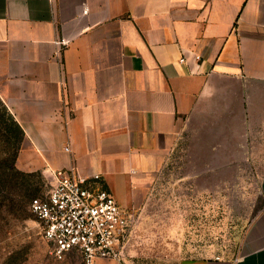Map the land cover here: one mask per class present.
Returning <instances> with one entry per match:
<instances>
[{
    "label": "crops",
    "instance_id": "crops-1",
    "mask_svg": "<svg viewBox=\"0 0 264 264\" xmlns=\"http://www.w3.org/2000/svg\"><path fill=\"white\" fill-rule=\"evenodd\" d=\"M0 104L17 168L98 173L127 212L185 138L264 195V0H0ZM174 264H264V208L235 257Z\"/></svg>",
    "mask_w": 264,
    "mask_h": 264
},
{
    "label": "rangeland",
    "instance_id": "rangeland-1",
    "mask_svg": "<svg viewBox=\"0 0 264 264\" xmlns=\"http://www.w3.org/2000/svg\"><path fill=\"white\" fill-rule=\"evenodd\" d=\"M1 124L0 264H84L74 251L61 259L53 256L30 210L33 201L45 197L51 180L39 169L17 168L20 142ZM196 150L190 139L178 140L143 208L130 211L132 238L125 260L93 264H174L186 256L235 257L240 252L251 221L264 208L262 171L221 166L212 162L211 153Z\"/></svg>",
    "mask_w": 264,
    "mask_h": 264
},
{
    "label": "built area",
    "instance_id": "built-area-1",
    "mask_svg": "<svg viewBox=\"0 0 264 264\" xmlns=\"http://www.w3.org/2000/svg\"><path fill=\"white\" fill-rule=\"evenodd\" d=\"M193 57L200 59L197 54ZM183 61L184 56L179 59ZM54 175L45 197L30 204L53 256L61 259L74 251L84 264L101 259L124 261L132 238V217L106 188L100 174L84 175L70 166Z\"/></svg>",
    "mask_w": 264,
    "mask_h": 264
},
{
    "label": "trees",
    "instance_id": "trees-1",
    "mask_svg": "<svg viewBox=\"0 0 264 264\" xmlns=\"http://www.w3.org/2000/svg\"><path fill=\"white\" fill-rule=\"evenodd\" d=\"M3 109V113L1 114V120L2 124L1 125H5V128L7 130H12L14 131V137L16 139V142H20V140L22 139V129L20 127V125L13 119V117L6 111V109L2 106ZM3 115H5V119H3Z\"/></svg>",
    "mask_w": 264,
    "mask_h": 264
}]
</instances>
